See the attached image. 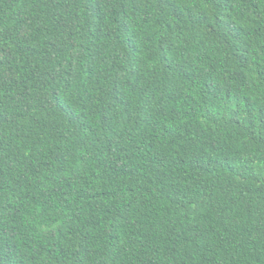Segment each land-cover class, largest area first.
I'll return each instance as SVG.
<instances>
[{"label":"trees","instance_id":"16d2710c","mask_svg":"<svg viewBox=\"0 0 264 264\" xmlns=\"http://www.w3.org/2000/svg\"><path fill=\"white\" fill-rule=\"evenodd\" d=\"M0 264H264V0H0Z\"/></svg>","mask_w":264,"mask_h":264}]
</instances>
